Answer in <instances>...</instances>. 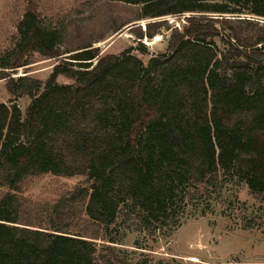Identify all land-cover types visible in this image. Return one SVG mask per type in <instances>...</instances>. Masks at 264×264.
Returning a JSON list of instances; mask_svg holds the SVG:
<instances>
[{
  "label": "trees",
  "instance_id": "1",
  "mask_svg": "<svg viewBox=\"0 0 264 264\" xmlns=\"http://www.w3.org/2000/svg\"><path fill=\"white\" fill-rule=\"evenodd\" d=\"M105 1L186 25L148 64L131 50L102 56L80 34L44 83L10 71L35 54L59 59L69 38L24 14L0 56V81L31 99L25 114L0 103V264H129L116 247L120 220L167 235L188 201L233 181L264 201V0ZM46 175L85 177L89 187L47 205L22 197Z\"/></svg>",
  "mask_w": 264,
  "mask_h": 264
},
{
  "label": "rangeland",
  "instance_id": "2",
  "mask_svg": "<svg viewBox=\"0 0 264 264\" xmlns=\"http://www.w3.org/2000/svg\"><path fill=\"white\" fill-rule=\"evenodd\" d=\"M31 10L46 26L58 27L69 38L60 46L64 54L59 59L35 54L30 65L10 71L13 78L29 76L44 83L57 65L68 60L71 54L66 52L80 34L89 37L102 56H122L131 50L148 64L151 58L167 52L173 29L183 30L186 25L185 17L144 19L143 7L105 0H0V56L14 47L20 20ZM163 21L167 23L159 31V41H155L157 37L139 39L138 34L146 33L149 24ZM58 81L73 83L65 77ZM0 103L17 106L25 114L31 99L12 96L4 80L0 81ZM77 186L89 187V183L85 177L46 175L31 179L22 197L35 205H47ZM188 202L181 226L167 235H149L137 222L125 225L120 220L123 243L116 247L121 258L129 264H264L261 197L251 194L246 185L233 181L223 183L209 196Z\"/></svg>",
  "mask_w": 264,
  "mask_h": 264
},
{
  "label": "bare ground",
  "instance_id": "3",
  "mask_svg": "<svg viewBox=\"0 0 264 264\" xmlns=\"http://www.w3.org/2000/svg\"><path fill=\"white\" fill-rule=\"evenodd\" d=\"M159 40H160V37H157L155 41L157 42V41H159ZM147 44H149V45H150L151 43H150V42H147ZM192 261H193V262H198V261H197V260H195V259H192Z\"/></svg>",
  "mask_w": 264,
  "mask_h": 264
},
{
  "label": "water",
  "instance_id": "4",
  "mask_svg": "<svg viewBox=\"0 0 264 264\" xmlns=\"http://www.w3.org/2000/svg\"><path fill=\"white\" fill-rule=\"evenodd\" d=\"M261 61L264 62V58Z\"/></svg>",
  "mask_w": 264,
  "mask_h": 264
}]
</instances>
